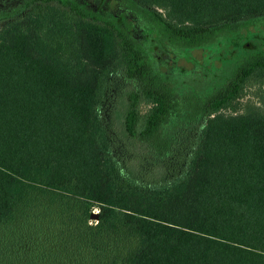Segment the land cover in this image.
<instances>
[{
	"label": "trees",
	"instance_id": "1",
	"mask_svg": "<svg viewBox=\"0 0 264 264\" xmlns=\"http://www.w3.org/2000/svg\"><path fill=\"white\" fill-rule=\"evenodd\" d=\"M263 22L264 0H0V264H264Z\"/></svg>",
	"mask_w": 264,
	"mask_h": 264
},
{
	"label": "rangeland",
	"instance_id": "2",
	"mask_svg": "<svg viewBox=\"0 0 264 264\" xmlns=\"http://www.w3.org/2000/svg\"><path fill=\"white\" fill-rule=\"evenodd\" d=\"M261 17V16H258ZM262 29H264V22L262 25ZM197 56H199V52H195ZM182 61V60H181ZM220 60L216 62V65L219 66ZM186 67H188L189 63L183 61L181 62ZM120 74L111 80V83L109 85V93L106 96L105 101L102 104L101 110L104 115L109 116L110 120L113 123L114 128L117 130L118 133H120V126H121V119L123 118L122 113L124 111V108L126 106V99L124 95V89L122 86L127 84V81L122 78ZM251 95V91L247 92L243 99L247 98ZM124 150H126L125 145H121ZM128 148L132 149L133 151L137 153H142L144 151L143 148H141L139 145L134 146L131 143H128ZM95 210V209H94Z\"/></svg>",
	"mask_w": 264,
	"mask_h": 264
},
{
	"label": "water",
	"instance_id": "3",
	"mask_svg": "<svg viewBox=\"0 0 264 264\" xmlns=\"http://www.w3.org/2000/svg\"><path fill=\"white\" fill-rule=\"evenodd\" d=\"M91 217H92V218H96V217H97V211H93V212L91 213Z\"/></svg>",
	"mask_w": 264,
	"mask_h": 264
}]
</instances>
